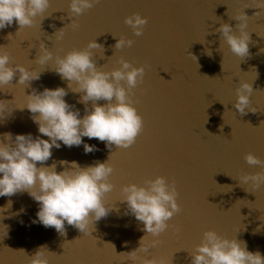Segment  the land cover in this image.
Listing matches in <instances>:
<instances>
[{
	"label": "clouds",
	"instance_id": "obj_1",
	"mask_svg": "<svg viewBox=\"0 0 264 264\" xmlns=\"http://www.w3.org/2000/svg\"><path fill=\"white\" fill-rule=\"evenodd\" d=\"M97 3L99 0H70L68 17L71 22L55 32L56 39L63 38L67 26L77 30L80 25L75 17L81 16ZM49 7L50 0H0V30L12 26L14 22L19 26L17 33L26 27H32L36 17L43 16ZM248 7L264 9V0H255L253 4L244 6ZM243 9L232 17L239 22L235 26L238 34L228 23H221L215 29L220 34V46L221 42L226 43L229 51L241 58L250 55V35L247 31L250 18ZM255 15L259 16L261 13L257 12ZM124 23L131 28L134 36L139 37L144 34L148 18L137 12L125 17ZM133 44V39L121 36L112 47L121 50L130 48ZM93 49L104 51V46L97 43L96 39L91 40L85 48L68 51L63 57L57 55L54 60V72L62 80L69 82L72 92L82 94L79 100L85 104V114L82 117L80 111L64 99L68 95L65 88H45L42 92L33 89L31 94L25 95V103L15 108H27L32 114L31 119L38 125L39 134L49 139H43L41 135L34 138L30 133L16 134L14 137L12 133H4L0 139V197H12L26 192L39 204L36 213L38 220H33L32 223L39 222L45 228L52 227L60 235H66L67 223L84 236H91L95 223L110 214L113 206L106 204L105 197L115 188L110 181L115 169L109 163L112 151L105 162L96 161L83 167L76 161L61 160L58 163L63 170L58 172L57 162L44 166L52 157L53 147L59 149L62 142L69 148L83 144L85 154L97 151L95 145L84 143L82 138L87 137L104 142L108 149L113 145L117 149H127L136 142L144 127L143 118L134 107L133 90L143 82L145 67H136L120 57L117 61L119 67L103 71L102 66L98 67L93 59ZM189 55L197 59L190 53ZM207 55L211 56V51ZM51 60L52 51L41 43L35 62L45 65ZM11 61L10 53L4 46H0V90L12 85L17 77L16 84L27 87L31 81L40 79V72L23 64L13 65ZM73 84L76 86L72 87ZM252 93V84L247 81H240L235 89L236 102L233 106L241 115L257 111L250 106ZM12 101L0 100V118L11 113L13 108L10 109L9 106ZM99 101L105 103L100 104ZM244 160L248 165L258 166L261 170L242 174L236 180L241 185L250 184L253 189L260 188L264 185V160L251 152L245 154ZM120 193L119 201L126 203V214L130 213L137 221L142 222V231L146 234L140 239L138 248L131 252H121L118 256L122 261H131L132 264H171L172 258L152 256L150 250L161 244V234L173 227L168 221L182 211L178 203L176 181L158 175L154 179L144 180L142 185H123ZM11 206L12 201L9 200L4 208H0V213ZM3 219L5 217L0 215V220ZM4 226L6 236L8 226ZM175 231L179 233L181 229L175 226ZM108 245L115 251L112 244ZM18 252L25 254L22 249ZM189 253L191 264H264V256L259 251H249L246 242L222 236L214 229L205 230L200 243ZM50 254L55 253L47 251L46 246H41L32 256H25L27 264H49Z\"/></svg>",
	"mask_w": 264,
	"mask_h": 264
},
{
	"label": "water",
	"instance_id": "obj_2",
	"mask_svg": "<svg viewBox=\"0 0 264 264\" xmlns=\"http://www.w3.org/2000/svg\"><path fill=\"white\" fill-rule=\"evenodd\" d=\"M18 250L20 249L0 230V264H27L25 254Z\"/></svg>",
	"mask_w": 264,
	"mask_h": 264
}]
</instances>
